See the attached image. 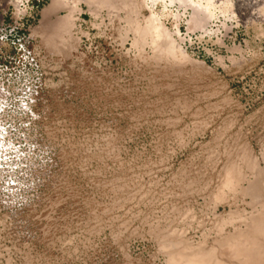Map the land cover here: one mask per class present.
Here are the masks:
<instances>
[{
  "label": "rangeland",
  "instance_id": "obj_1",
  "mask_svg": "<svg viewBox=\"0 0 264 264\" xmlns=\"http://www.w3.org/2000/svg\"><path fill=\"white\" fill-rule=\"evenodd\" d=\"M53 1L0 0V264H170L245 227L264 0Z\"/></svg>",
  "mask_w": 264,
  "mask_h": 264
},
{
  "label": "bare ground",
  "instance_id": "obj_2",
  "mask_svg": "<svg viewBox=\"0 0 264 264\" xmlns=\"http://www.w3.org/2000/svg\"><path fill=\"white\" fill-rule=\"evenodd\" d=\"M19 1H23V0H19ZM87 1L95 3L93 4V6H96L98 8H101L104 5H107V8L108 6L109 7L114 6L115 8H117V5L115 4L113 5L114 0H87ZM124 1H125L124 3L125 6L127 5L126 4L127 0ZM120 2H119L120 4H123L122 1ZM63 3H64L63 0H54L52 6L50 7V11H54L55 9L62 7ZM210 8H211V2L210 0H207L206 10L209 11ZM59 21H60V25L57 28L56 35L59 37L61 36L60 38H63L62 33L70 31L72 27L70 15L66 16L65 18L63 17V19H60ZM228 168L224 173L221 182L220 188L222 192L225 189L226 190L236 189L239 186V185L237 186L238 182H240L241 179L244 177L242 169L239 166H232L231 168L229 169ZM249 184L250 185L248 187L242 188L243 192H245L249 197H251L254 203L261 202V207L258 211L252 214L251 217L244 220L245 227L238 228L234 233L225 235L221 240H217V242L213 246L200 245L197 248L192 249V251L190 252L175 251L174 252L175 254L173 253L170 257V264H264V176L263 174L258 172L254 181ZM218 199L221 200L224 199V194L223 193L219 194Z\"/></svg>",
  "mask_w": 264,
  "mask_h": 264
}]
</instances>
